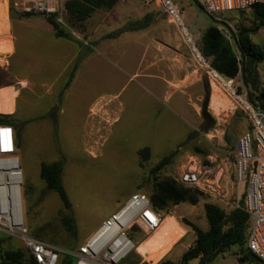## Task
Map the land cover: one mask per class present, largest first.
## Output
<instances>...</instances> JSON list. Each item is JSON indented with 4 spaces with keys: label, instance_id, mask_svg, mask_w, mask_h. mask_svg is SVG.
Wrapping results in <instances>:
<instances>
[{
    "label": "rangeland",
    "instance_id": "rangeland-1",
    "mask_svg": "<svg viewBox=\"0 0 264 264\" xmlns=\"http://www.w3.org/2000/svg\"><path fill=\"white\" fill-rule=\"evenodd\" d=\"M0 1L6 2L9 30L12 24L31 20L51 26L50 20L57 17V14L24 12V0ZM172 1L181 8L182 24L198 49L204 32L211 26L219 27L226 40L233 43L228 32L213 23L217 20L228 26L236 40L242 38L244 30L250 43L264 52V28L257 27L253 10L211 16L194 0ZM105 12L97 11L79 26L72 25L65 16L62 18L64 27L85 42L90 38L98 50L90 73L76 81L64 102L59 99L58 86L51 84L48 70L29 69L27 64L20 68L16 63L19 51L13 60L6 56V64L0 60V89L10 87L18 92L16 113L0 114L13 118L12 127L18 134L16 156L23 180L22 222L30 235L65 251H74L135 193L149 197L155 180L169 178L178 183L176 180L182 173L197 170L201 172L200 185L190 189L199 193L198 203L194 206L182 203L159 212L163 218L174 216L177 224L188 232L173 250L172 260L176 262L193 239L183 219L206 232L209 225L205 204L229 213L241 200L246 186L236 180L233 154L237 140L250 131L251 124L227 87L219 86L218 97L223 103L220 113L211 108L213 79L195 61L179 30L167 21L153 0H121L114 11L105 14L104 20L101 15ZM146 14L149 26L141 36L149 43L155 41L157 48L161 44L164 52L178 56V61H174L177 70H172L169 63L165 76L155 57L150 61L153 69L147 74L143 45L130 43L137 37L135 31L105 38L133 22L129 19ZM255 70L256 82L251 90L257 95L264 90V61ZM162 77L170 81L164 82L169 86L164 94ZM19 79L25 84H20ZM223 80L237 94L248 91L240 76ZM109 104L112 105L107 108ZM203 105L206 118L202 114ZM104 106L115 113L109 120L103 118L105 112L98 111ZM210 118H214L215 124L205 132ZM145 148L149 156L141 160L138 153ZM168 156L169 164L152 174V169ZM52 162L62 163L61 182L70 209L63 206L57 194L46 191L39 176L40 164ZM68 217L74 221L75 234L64 222ZM130 235L136 245L150 236L140 232ZM1 237L4 249L28 254L19 239L5 234ZM237 254V249L231 248L209 264H260L240 262ZM138 256L136 251L131 253L125 263H146ZM188 264L198 261L191 260Z\"/></svg>",
    "mask_w": 264,
    "mask_h": 264
},
{
    "label": "built area",
    "instance_id": "built-area-1",
    "mask_svg": "<svg viewBox=\"0 0 264 264\" xmlns=\"http://www.w3.org/2000/svg\"><path fill=\"white\" fill-rule=\"evenodd\" d=\"M167 21L174 25L201 68L213 79L227 87L242 113L249 119L250 131L236 142L233 154L236 180L245 183L242 210L248 215L246 249L264 264V111L244 95L235 93L229 84L210 67L209 62L195 46L191 35L182 24V10L172 0H153ZM208 15L225 12L248 11L263 5L264 0H194ZM23 11L39 12L47 16L57 14L55 21L63 25V0H24ZM64 27V25H63ZM0 35V40L6 39ZM7 54L0 60L6 64ZM201 172L190 170L176 180L186 188L200 185ZM22 174L16 156V135L10 125L0 124V236L5 234L17 238L31 256L34 264H126L125 260L135 252L136 244L130 234L140 232L151 235L161 226L163 217L155 211L148 196L138 192L107 219L74 251L59 247L30 235L22 222L20 189ZM18 202L19 212L11 218V206ZM238 207V204L236 205ZM235 207V208H236ZM138 264H150L138 263Z\"/></svg>",
    "mask_w": 264,
    "mask_h": 264
},
{
    "label": "trees",
    "instance_id": "trees-1",
    "mask_svg": "<svg viewBox=\"0 0 264 264\" xmlns=\"http://www.w3.org/2000/svg\"><path fill=\"white\" fill-rule=\"evenodd\" d=\"M118 2L119 0H63L64 16L72 25L79 26L89 19L96 10H110ZM252 10L257 27L264 28V6H255ZM148 20L149 16L146 15L141 20L128 23L122 29L108 34L105 38H116L124 31L145 29L149 25ZM50 24L55 37L68 40L72 39L71 34L55 20H50ZM244 33V30L241 31L242 38H237V44L234 41V44H231L226 40L224 33L219 27L211 26L204 32L198 50L208 60L210 67L222 79L234 80L240 76L243 86L248 89L249 101L264 111V90L260 91L257 95H254L251 90L254 88L256 82V65L264 61V52L257 46L251 44ZM238 49L244 54L243 63L238 56ZM205 112L206 105H203V118H206ZM13 123L11 116L0 114V124L13 126ZM214 124V118H210V122L206 125L204 131L211 130ZM138 156L141 160H146L149 156L148 148L139 151ZM170 158L168 156L162 159L152 169L151 173L156 174L164 166L169 164ZM61 174L62 163L60 162L40 164L39 176L45 184L46 191L57 194L63 206L66 209H70L71 204L62 185ZM148 198L155 211L163 212L182 203L196 205L199 201V193L190 188L183 187L173 179L166 178L154 181ZM243 199L244 193L238 202V207L229 213H226L216 205L205 204L204 212L209 225L206 232L201 231L196 225L183 219L182 223L194 232L195 240L192 246L182 254L178 264H188L191 260H198V264H209L231 248L237 249L238 261H257L260 263L246 249L249 218L242 210ZM64 219L65 224L69 225L74 231L73 234H75L73 219L71 217ZM3 244V238L0 236V264H34L29 254L25 255L20 251L4 249ZM70 262V259H62V264H69ZM161 264L172 263L170 261H163Z\"/></svg>",
    "mask_w": 264,
    "mask_h": 264
},
{
    "label": "crops",
    "instance_id": "crops-1",
    "mask_svg": "<svg viewBox=\"0 0 264 264\" xmlns=\"http://www.w3.org/2000/svg\"><path fill=\"white\" fill-rule=\"evenodd\" d=\"M120 1L121 0H119V2L112 9L104 10L106 12L101 15L104 20L108 13H111L118 7ZM102 10L103 9H98L92 15H94L97 11H102ZM146 15H143L140 18L135 17L129 20L136 22L144 18ZM6 25H7V34L5 36L6 39L4 40L8 41L9 49L6 52H2V53L7 54V57L8 58L11 57V60H13L17 52L19 51L18 57L16 58V63L20 68L23 67L25 64H27L29 69L33 67L35 70H39L41 68L44 70H48L51 77L50 80L51 84L53 86L57 85L59 88L58 90L60 94V98H59L60 101L64 102V98L67 97L69 92L73 90V87L78 79L82 78L85 73H90V68L92 69L91 62L95 57L94 53L98 54V50L96 47H93L94 42L90 38H88L87 42H85L82 38H80L78 34L76 35L74 33H71V31H69V29H67L66 27L64 28L71 34L72 39L68 40L65 38H57L54 35L52 26L45 25L42 22H37L34 20L25 21V22L22 21L19 22L17 25L12 24V28H11L12 34H10L11 30H9L10 23L7 15V7H6ZM23 25H26L27 28H25V26L23 27ZM147 28L135 31L134 33H136L137 37H133L130 40V43L133 45H136L138 43L143 45L142 55L144 56V59H146L148 63L146 68L147 74L151 69H153V66L150 63V61L154 57L156 58V61L160 63V67H162V74L164 76H165V67L169 66V63L172 70L174 69L177 70L178 64L174 62V61H178L177 54L174 55L173 53L164 52V50L160 48L161 44L160 47L157 48V46H155L156 45L155 41L149 43L147 38L141 36V34ZM85 45H89V47L85 48ZM16 63L13 61L12 66H15ZM156 68L159 71L158 67ZM19 80H20V84L23 85L25 84V81L23 79H19ZM164 82L170 84V81L162 77L163 87L161 89V92H163V94L167 90H169V86L165 85ZM212 84H215L216 87L220 89V87L215 82H213ZM3 89H10L11 93L13 94V97L9 98V100L11 101L10 110L8 112H4V114L10 115V113H12L13 111L12 115H14L16 113L15 100L18 97V92L10 87L2 88L0 90ZM165 98L167 99V97ZM111 105L112 104H109L106 107L108 108ZM99 108L98 111H100V114L105 112L103 113V118H105L106 120H109L111 114H115L114 112H111V110L109 109L105 110V106L100 110ZM15 135H16V143H17L18 134L16 131H15ZM168 216L172 217L175 220L174 216L171 215ZM165 218H163V221ZM180 227L184 231V235L180 239H178L174 244H172L169 250L156 262V264H161L163 261H170L172 264L179 263L182 254L185 251H187L190 246H192L195 240V234L191 230V235L193 237L192 243L188 244L186 248L180 252L178 261L175 262L172 260V253L174 248L178 245V242L184 239L185 235H188V232L185 229V227H183V225H180ZM138 257L141 256L139 255Z\"/></svg>",
    "mask_w": 264,
    "mask_h": 264
},
{
    "label": "bare ground",
    "instance_id": "bare-ground-1",
    "mask_svg": "<svg viewBox=\"0 0 264 264\" xmlns=\"http://www.w3.org/2000/svg\"><path fill=\"white\" fill-rule=\"evenodd\" d=\"M6 34V2L0 1V35ZM8 49V41L0 40V54L2 52H6ZM215 83L218 86H223L221 82ZM219 93H221L220 89H218L215 84H212L210 106L217 113H220L221 108H223V103L218 97ZM11 97H13V94L11 93L10 89L0 90V112L4 113L10 110L11 101L9 98ZM224 108H227V106L225 105ZM93 146L96 145L94 144ZM15 212H19L18 202H14L11 206V218ZM183 235L184 231L177 224V222L172 217L167 216L158 230L155 231L154 234L150 235L146 240H144V242L137 245L135 251L142 257L144 261L149 262L150 264H156V262L169 250L172 244H174Z\"/></svg>",
    "mask_w": 264,
    "mask_h": 264
},
{
    "label": "water",
    "instance_id": "water-1",
    "mask_svg": "<svg viewBox=\"0 0 264 264\" xmlns=\"http://www.w3.org/2000/svg\"><path fill=\"white\" fill-rule=\"evenodd\" d=\"M213 23L215 25L222 26L226 30V32H228V34L233 38V41L237 44L236 39L233 36V33L231 32V30L228 28V26L225 23H223L221 21H217V20H213ZM239 54H240L241 62L243 63V61H244V54L240 50H239ZM246 95L248 97V91H246Z\"/></svg>",
    "mask_w": 264,
    "mask_h": 264
}]
</instances>
